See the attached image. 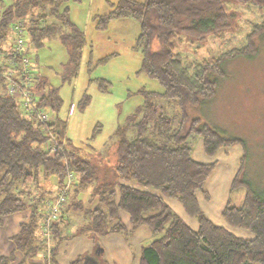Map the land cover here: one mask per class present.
Returning <instances> with one entry per match:
<instances>
[{"label": "trees", "instance_id": "16d2710c", "mask_svg": "<svg viewBox=\"0 0 264 264\" xmlns=\"http://www.w3.org/2000/svg\"><path fill=\"white\" fill-rule=\"evenodd\" d=\"M67 1L14 0L0 12V71L10 59L16 63L14 70L18 69L11 44L1 47L16 22L25 28L33 44L59 39L69 63L76 66L84 34L70 20ZM248 10L254 12L256 22L249 23L242 44L215 56L191 58V52L208 38L240 29L239 21ZM121 18L137 22L139 34L134 43L141 55V71L156 80L162 91H142L143 103L116 131L113 163L86 159L71 149L65 125L57 117L48 128L61 142L62 152L49 156L43 148L46 127L4 94L6 84L0 75V225L6 216L27 208L31 211L10 239L13 251L20 252L22 263L39 254L44 262H55L57 247L67 235L61 226L62 214L49 225L48 242L41 234L50 194L44 186L54 177L60 188L66 172L71 171L77 180L65 210L82 216L85 223L78 232L90 236L94 243L109 233L130 232L119 218L124 212L130 230L144 225L154 236L142 247L138 264H264V200L241 178L245 153L231 185V190H246L242 203L237 206L228 201L221 215L232 229L247 231L253 238L234 236L214 224L197 202L199 192L209 199L204 185L216 162L192 158L196 140L202 141L206 156L241 141L189 115L190 109L214 99L218 80L226 78L223 66L227 61L258 54L256 40L264 36V0H118L110 4L108 13L97 15L92 22L96 31H104L111 20ZM37 80L42 82V97L36 106L59 108L56 88H46L39 76ZM99 82V89L105 91V80ZM166 107L174 109L177 122ZM88 189L89 198L83 204L78 196ZM166 199H176L185 214L197 220L198 229L189 228ZM13 260V254L2 256L0 264ZM83 260L78 257L71 264H82Z\"/></svg>", "mask_w": 264, "mask_h": 264}, {"label": "rangeland", "instance_id": "374dc122", "mask_svg": "<svg viewBox=\"0 0 264 264\" xmlns=\"http://www.w3.org/2000/svg\"><path fill=\"white\" fill-rule=\"evenodd\" d=\"M13 1L0 0V12ZM117 1H67L70 20L86 37L75 67L69 63L66 48L57 38L31 44L28 52L45 87L56 88L59 94V108L44 109L63 121L65 139L71 149L86 159L99 158L109 163L114 162L116 131L143 103L142 91H162L156 80L141 71V55L134 43L139 34L135 20H111L106 30L93 29L92 16L108 13L110 4ZM243 15L240 29L208 38L191 52V58L215 56L242 44L249 23L256 22L253 11H244ZM11 31L9 40L14 39ZM256 46L255 57H239L224 64L226 78L218 80L214 99L190 109L189 115L241 141V155H246L241 178L264 200V36L256 40ZM100 79L105 80L102 83L106 85L105 91L99 89ZM165 110L177 122L174 109ZM231 191L232 203L236 204L246 190L236 187Z\"/></svg>", "mask_w": 264, "mask_h": 264}, {"label": "crops", "instance_id": "0c3cea01", "mask_svg": "<svg viewBox=\"0 0 264 264\" xmlns=\"http://www.w3.org/2000/svg\"><path fill=\"white\" fill-rule=\"evenodd\" d=\"M97 15L100 14H94L91 20L94 17H97ZM114 20L121 21L127 19L121 18ZM94 24L95 23L93 22V25ZM81 31L82 34H84L82 29ZM12 41L13 39L6 40L5 43H1V47L10 45ZM85 43L86 37L84 34V45L82 49L85 48ZM31 44L33 43L29 42L27 37L26 48H28V52L31 49ZM31 63L33 73L38 76L37 71H35L34 62L31 61ZM54 117L57 116L55 115ZM241 154L242 149L239 147V145H234L231 146V148H220L213 156H206L203 150L202 141L200 139L196 140L192 151V158L202 163L213 161L216 162L214 170L211 172L204 185V190L207 192L209 199L206 200L204 198V194L199 192L197 195V202L203 215H205L214 224L225 227L234 236L236 235L242 238H253V236L247 231L245 232L236 228L232 229L226 224L221 215L222 208L227 204V202H232L231 185L233 177L240 168L239 161L242 156ZM56 183L57 182L55 178L51 177L49 179V183L44 186L50 191V194L47 197L49 201H52L58 192L59 187H57ZM88 194L89 189L87 192L83 191L79 193L78 197L82 199L83 204H86L89 198ZM243 197L244 194L241 193L238 200H236L235 205H240L242 203L241 201ZM165 201L167 205L170 206L172 211L180 216V218L186 223L187 226H189V228L192 230L198 229L197 220L186 215L182 206L176 199H166ZM66 208L63 209L64 211L61 215V226L63 233L67 235V238L63 239L59 243L54 256L55 262L52 264H71L78 257H83L84 260L82 264H104L103 262H105V264H138L142 247L150 244L154 238L151 231L144 225L130 230L128 215L124 212H120L119 218L125 224L126 229L130 232L109 233L106 234V236L99 237L94 243L90 236L78 232V228L85 223V220H83L82 216L72 210L66 211ZM30 213V209L27 208L24 209V211H18L10 216L2 218L0 225V257H7L10 254H13L14 260L9 264H48L44 262L41 254H39L36 258H29L26 260V262L22 263L23 258L20 252L13 251L14 247L10 242V239L18 232L20 225L28 220Z\"/></svg>", "mask_w": 264, "mask_h": 264}, {"label": "built area", "instance_id": "2783aa9c", "mask_svg": "<svg viewBox=\"0 0 264 264\" xmlns=\"http://www.w3.org/2000/svg\"><path fill=\"white\" fill-rule=\"evenodd\" d=\"M13 42L10 49H12L13 56L16 60H19L18 69L14 68L16 63L14 60H7L6 69L0 71V75L6 84L4 94L10 95L14 98L18 107L27 116L35 118L36 122L41 126L46 127L45 142L43 148L48 152L49 156H54L56 153L62 152V145L54 132L48 128V125L55 122L56 117L46 113L45 109H41L36 106L37 100L42 97V90L40 87L41 82L37 80V76L32 71V63L29 57L27 47V36L25 28L16 22L13 24ZM1 59V56H0ZM76 176L71 171L66 172V177L58 189L54 199L48 201L45 206V212L43 216V227L41 234L49 241L50 234H48L49 225L56 221L62 214L63 209L66 207L68 198L67 195L71 189H73L76 183Z\"/></svg>", "mask_w": 264, "mask_h": 264}]
</instances>
